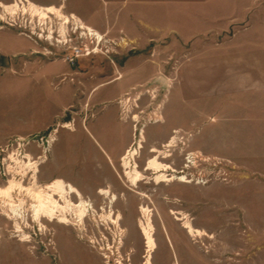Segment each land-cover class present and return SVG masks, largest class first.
Returning a JSON list of instances; mask_svg holds the SVG:
<instances>
[{"label":"rangeland","instance_id":"1","mask_svg":"<svg viewBox=\"0 0 264 264\" xmlns=\"http://www.w3.org/2000/svg\"><path fill=\"white\" fill-rule=\"evenodd\" d=\"M12 1L0 0V186L23 177L10 155L30 153L44 160L40 184L73 183L99 216L44 229L30 217L18 232L0 205V264H144L143 205L154 264H264V0H31L71 16L64 36L56 16L43 26L5 12ZM109 106L127 122L111 159L70 132ZM50 133L38 158L41 138L29 137ZM141 140V171L154 176L144 164L158 148L187 183L133 187L122 159ZM110 210L120 227L100 218ZM174 211L206 234L193 239Z\"/></svg>","mask_w":264,"mask_h":264},{"label":"bare ground","instance_id":"2","mask_svg":"<svg viewBox=\"0 0 264 264\" xmlns=\"http://www.w3.org/2000/svg\"><path fill=\"white\" fill-rule=\"evenodd\" d=\"M1 7L5 12L11 14H18L21 11L23 14H30L32 18L37 17L43 26L48 23L50 18L56 16L62 21L61 24L59 23L61 25V36H64V33L66 32V24L71 22V16L66 15L60 7L53 5L40 6L31 0H14L8 4L2 3ZM87 28L91 31L89 34L93 35L98 41L103 39V36L99 32L91 27L87 26ZM159 80L163 84H168L169 86L168 78L161 76ZM69 126L70 125L66 127ZM53 141L54 139H52L50 143ZM142 141L143 140L139 142L138 146L129 149L123 158L126 175L133 187H136L140 182L145 181L147 178L150 179V181L147 180L148 183L154 181L157 184H161L163 182H172L174 180H180L182 183H187L185 176L178 177V174L180 173L178 169L162 160L166 155H164V152L158 148L152 149L154 154L146 163L147 170L153 171L154 177H148L145 171H141L139 169L140 166L136 161V157L142 147ZM175 142L176 138H172L170 144L167 146H170ZM44 157L45 156H42L41 159ZM10 158L12 159V162L16 164V171L21 173L23 177L17 179L13 175L11 179L6 181V184L3 187L0 186V205L5 213H7L10 220L15 222L16 231H23V224H26V226L29 225L30 217H32L35 222L39 223L42 229H44L43 220L51 222L57 220L62 224H69L73 219L79 225H83L88 216H93L95 219L98 218L99 212L97 213V209L84 199L83 193L73 183L67 182L63 178L58 177L49 183L40 184L38 181V174L40 172V166L44 160L34 161L30 153L24 155L23 159H20V154L16 155V153L10 155ZM10 166V169L14 167L12 164ZM30 173H32V182L30 186H25V177ZM15 193L20 196L17 197ZM100 193L103 196H109L108 198L111 199L112 203L114 200H117L116 195L111 196L110 190L102 189ZM74 195L78 198L76 201L73 199ZM109 202L110 201H108V203ZM104 208L105 207H102V209ZM141 211L143 218L140 221V227L143 236L146 239L147 247V254L145 256L146 261L144 264H154L153 253L159 247L155 236L157 228L154 223V214L149 206L143 205ZM174 213L177 215L178 220L183 221V227L193 239L200 238L206 234V231L194 225L192 219L187 214L177 211H174ZM100 218L106 223L109 222L120 227L122 215L118 214V216L115 217L113 210H110L107 211V213L100 214ZM22 237L23 240H25L28 236L24 234Z\"/></svg>","mask_w":264,"mask_h":264},{"label":"crops","instance_id":"3","mask_svg":"<svg viewBox=\"0 0 264 264\" xmlns=\"http://www.w3.org/2000/svg\"><path fill=\"white\" fill-rule=\"evenodd\" d=\"M126 123V120H122L119 117L118 109L113 106H109L105 110H102V112L99 114L98 117H96L94 121H88L85 126H79L76 128L75 131H67L73 132V138L83 136V134L87 132L91 138H94L96 145L101 149V151H103L105 155L111 159L110 154H116L113 153L116 151L117 148L116 139L123 137L126 138L127 136L125 130ZM66 136H68V133L66 135L60 134L58 138H64ZM101 138L112 139L109 140V142L105 145L103 142H106V140L104 139L103 141ZM62 153L65 154L64 151H62ZM55 160L61 163L64 159L60 155V157H58L57 159L55 158Z\"/></svg>","mask_w":264,"mask_h":264},{"label":"built area","instance_id":"4","mask_svg":"<svg viewBox=\"0 0 264 264\" xmlns=\"http://www.w3.org/2000/svg\"><path fill=\"white\" fill-rule=\"evenodd\" d=\"M51 134L49 136H46V135H43L41 136L40 134L37 135L36 137H29V138H41V140L39 141V143L41 144V147H42V152L38 155V158L41 157V155H43V150L44 148L46 147V145H48L49 143V139L51 138ZM21 138H24V137H21ZM31 139H25L26 143L27 144H30V141ZM24 152V151H23ZM23 152H20V153H23ZM10 155V154H9ZM9 155H8V158H9ZM7 163V162H6ZM8 164V163H7Z\"/></svg>","mask_w":264,"mask_h":264},{"label":"flooded vegetation","instance_id":"5","mask_svg":"<svg viewBox=\"0 0 264 264\" xmlns=\"http://www.w3.org/2000/svg\"><path fill=\"white\" fill-rule=\"evenodd\" d=\"M136 143H137V141H135L134 142V144L132 145V146H130V148L129 149H131V148H133V147H136ZM124 158V157H123ZM122 161H123V159H122ZM147 161L148 160H146V162H145V164H144V166L146 165V163H147ZM139 164V163H138ZM123 166H124V162H123ZM147 167V166H146ZM145 167V170H146V172H149V173H151L152 172V174H154V172L153 171H148L147 170V168ZM124 168H125V166H124ZM125 172H126V168H125ZM149 177V176H148ZM151 177V176H150ZM154 177V176H153ZM148 182V181H147Z\"/></svg>","mask_w":264,"mask_h":264}]
</instances>
